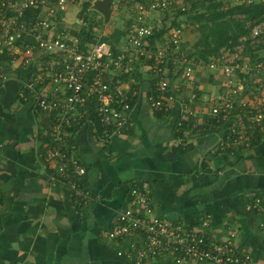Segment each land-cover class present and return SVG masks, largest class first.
Returning a JSON list of instances; mask_svg holds the SVG:
<instances>
[{
	"label": "crops",
	"instance_id": "obj_1",
	"mask_svg": "<svg viewBox=\"0 0 264 264\" xmlns=\"http://www.w3.org/2000/svg\"><path fill=\"white\" fill-rule=\"evenodd\" d=\"M152 75L145 66L137 81L124 79L132 98L127 129L105 135L92 101L86 120L68 129L73 155L87 168L82 182L92 197L82 205L59 176L57 160L46 158L48 138L36 140L53 114L34 112L32 98L18 97L16 78L0 86V264H177L171 254L141 261L128 255L131 242L141 245L140 234L108 235L137 185L149 189L156 214L191 225L209 216L211 238L235 230L237 248L264 264V135L225 150L229 121L209 119L210 91H220L211 79L218 76L193 83L200 91L194 114L177 100L160 115L151 105ZM180 90L183 98L190 88Z\"/></svg>",
	"mask_w": 264,
	"mask_h": 264
},
{
	"label": "built area",
	"instance_id": "obj_2",
	"mask_svg": "<svg viewBox=\"0 0 264 264\" xmlns=\"http://www.w3.org/2000/svg\"><path fill=\"white\" fill-rule=\"evenodd\" d=\"M75 1L0 0V53L8 54L12 67L8 69V64L0 62V86L18 77L16 68H29L22 82L32 94V110L53 114L50 128L40 129L36 140L39 142L43 136L48 138L46 158L57 160L59 176H64L70 195L82 205L92 197L82 182L87 168L73 155L74 148L68 144L67 135L70 127L86 120L85 108L91 101L96 103L95 115L105 135L127 129L132 98L125 92L124 79L127 78H122L121 74H129L133 81L134 65L141 55L154 57L150 67L157 74L155 84L162 92L159 99L150 94L154 109L168 110L180 100L186 110L194 114L190 105L197 97L193 93L184 101L172 93L166 94L169 69L160 64L170 58L178 61L174 52L180 46L182 28L170 27L162 39L156 41L153 50L149 36L155 29L159 30V26L146 21L154 10L185 11L190 7L189 0H150L149 3L138 0L127 39L117 52L110 42L82 40L76 32L61 25L65 20L64 12ZM222 2L225 5L251 4L255 0ZM32 9H39L38 14L27 18V12ZM81 20L84 22L80 21L81 26L87 24L84 17ZM250 25L252 42L264 44V19H253ZM229 52H223L208 63L210 70L222 73L221 91L210 100V112L221 113L223 120L230 123L231 131L221 143L222 148L250 145L257 128L264 131V54L249 58L241 51ZM192 68V63L188 64L186 73L190 74ZM246 84H250L249 87ZM131 192V204L119 210L108 235L114 239L142 235L141 245L131 242L126 250L128 255L135 254L138 261L148 256L171 254L177 264L203 261L254 264L248 252L237 248L235 230L221 240L213 239L207 231L209 216L198 225L173 222L154 212L148 188L137 185Z\"/></svg>",
	"mask_w": 264,
	"mask_h": 264
},
{
	"label": "trees",
	"instance_id": "obj_3",
	"mask_svg": "<svg viewBox=\"0 0 264 264\" xmlns=\"http://www.w3.org/2000/svg\"><path fill=\"white\" fill-rule=\"evenodd\" d=\"M190 7L185 11L175 12L174 19L172 21V26L181 27L183 33H185L184 26L181 23V20L178 18L179 14H184L190 12L189 19L192 21L195 31L192 32L191 39L184 40L183 36L180 41L179 48L174 52L177 57H181L183 52L186 55V61L183 62L181 67L175 72L174 67H176V63L173 58H170L166 61H163L160 65L169 69L167 74V78L169 79V85L167 87L166 94H174L179 97L178 90L185 88L188 85V74L186 73V66L190 62L192 65L199 66V63H209L213 59L221 56L222 51L221 48H229L231 50L235 49V46L239 43H245V50H243L244 55H248L251 58L260 57L264 54V44H262V52L256 51L257 46L250 44L248 39H250V31L251 25L247 23L248 20L264 19V0H255V2L251 4H228L225 5L222 0H189ZM223 3V4H222ZM91 0H87L84 2L83 7L80 10V16L84 17L87 21L86 25L80 27V29H73L82 40L88 42H96L97 40H104L110 42L112 44L113 49L117 52L122 48V44L120 42L121 36L125 31H121L118 28L113 30L109 34H104L100 37L96 34V28L100 24H104V17L100 20L94 19L93 15H91L90 10L93 8L90 7ZM98 11L97 9H93ZM166 13L169 12L165 10ZM39 9H32L27 12V18L36 17ZM62 14V13H61ZM241 14L242 18H241ZM169 26L160 27L159 30L155 29L154 33L149 36L150 44L155 50L156 41L161 40L165 33L168 32ZM128 34V32H127ZM184 35V34H183ZM249 36V37H248ZM124 37V35H123ZM245 37L243 40L242 38ZM191 40V42H190ZM186 41V42H185ZM191 43V44H190ZM190 45V46H189ZM252 45V47H251ZM250 49H249V48ZM247 48V49H246ZM0 62L4 65L8 64V69H12L11 67V58L7 53H0ZM154 63V57H147L145 55H141L140 59L135 63L133 76L137 81V77L140 76L141 71L146 66L147 69L153 74L150 77V84L152 85V92L154 99H159L162 95V92L158 90L155 80H156V72L152 70L150 67ZM150 67V68H149ZM196 67V66H195ZM18 71V77L16 78L17 83L19 84L18 97H22L23 100L31 99L32 94L25 88L22 80L26 77L29 68L26 67H18L16 68ZM213 74V73H211ZM209 74V75H211ZM122 78H129V74L122 73ZM176 78L178 80H176ZM220 82V79L218 80ZM193 82V81H192ZM194 83V82H193ZM195 85V84H194ZM131 86V85H130ZM129 86V87H130ZM181 87V88H180ZM193 93H195V97L200 96V91L198 88L194 86ZM133 89L130 88L129 91ZM181 91V90H180ZM180 93V92H179ZM188 93V92H187ZM191 91L183 97L184 101H188L189 98L193 94ZM25 95L26 97L22 96ZM160 115H168L170 109H155ZM96 119V115L94 116ZM209 119L214 124L221 123L223 120V115L216 114L210 112ZM185 127V125L183 126ZM264 135V131L257 128V132L253 138H251L250 145L256 143L261 137ZM242 145V144H239ZM236 147V146H235ZM225 150H229L230 152L234 150L231 148H225Z\"/></svg>",
	"mask_w": 264,
	"mask_h": 264
},
{
	"label": "rangeland",
	"instance_id": "obj_4",
	"mask_svg": "<svg viewBox=\"0 0 264 264\" xmlns=\"http://www.w3.org/2000/svg\"><path fill=\"white\" fill-rule=\"evenodd\" d=\"M85 1H87V0H76L74 3L70 4V7L68 8V10L66 12H64V14H63L64 17H65V20H63L61 22V25H63V27H67L70 30L80 28V26L82 25L80 23V21H82L81 20L82 17L80 16V10L83 7V4H84ZM137 1L138 0H132V1L115 0V2L113 3V11L111 13L109 21L105 22V20H104L105 23L104 24H100L96 28V34L98 35V37H100V36H102L104 34L105 35L109 34L113 30H116V28H118L121 31H125L123 33L124 37L122 35L121 39H120V42L123 45L125 43L126 39H127V32H129V28H130V26H131V24L133 22V14L135 13V6L137 4ZM143 1L145 3H149L150 0H143ZM92 5H93V0H91L90 7L95 9ZM227 5H228V3H227ZM93 9L90 10V12H91V15H93L94 19L100 20L102 17H104L103 14L100 11H95ZM189 15H190V12H187V13H184V14H179V16H178V18L181 20V23H182V25L184 26V29H185V33H183L184 34L183 35V39L184 40L191 39L190 37L192 36V32L195 31L193 23H191L192 21L189 19ZM239 15H241V14H239ZM174 16H175V14L170 12V11L166 13V11H163V10H154V11H151L147 15L146 21H147V23H150V22L153 23L154 22V24L159 26V28L163 27V26L172 27V21L174 19ZM241 18H242V15H241ZM252 20H248L247 23L250 24V22ZM242 39L244 40L245 37H243ZM248 41H249L250 44H253L254 46L258 47V48H256V51H261L262 52V50H263L262 49V44H256V43L252 42V39H248ZM190 42H191V40H190ZM245 47H246L245 43L242 42V43H239L238 45H236L234 50L222 47L221 51H222V53L228 51V53L230 54L229 51L233 52V51L236 50L238 52L241 51V54L244 55L243 50H245ZM251 47H252V45H251ZM184 53H186V52H183L181 54V57H179V58L177 57L178 61L175 62L177 66L174 67L175 68L174 69L175 72L181 67L183 62L186 61V55H184ZM249 58H250V56H249ZM191 63L192 62L189 61L188 64H191ZM199 64H200L199 66H197V65H195L196 67L193 66L191 73L188 74V78L190 79L188 81V85H189L190 90H188V91H191L193 93V90L195 89L194 88L195 85L193 84V82H196L201 77L205 78L206 76H209V74H211V73H213L214 76H218V80L220 79V82L217 80V77H215L216 79H214V78L211 79L214 83H216V84L218 83V85L220 86L219 87V90H220V88H221V86L223 84L222 81H221L222 80V78H221L222 73H220L221 70H219L220 72H218V71L215 72V71L209 69L207 63L206 64L205 63L204 64L203 63H199ZM249 77L251 79H253L252 76L249 75ZM176 80H178V79L176 78ZM249 85L250 84H246V87H249ZM229 88H231V87L229 86ZM214 93H215V91L212 92V90H211L209 96L211 97V94H213V96H217ZM197 98H199V97H197ZM211 98H209V99H211ZM192 104L190 105V109L195 111L193 106H192Z\"/></svg>",
	"mask_w": 264,
	"mask_h": 264
},
{
	"label": "water",
	"instance_id": "obj_5",
	"mask_svg": "<svg viewBox=\"0 0 264 264\" xmlns=\"http://www.w3.org/2000/svg\"><path fill=\"white\" fill-rule=\"evenodd\" d=\"M112 2L113 0H94L93 1L92 6L103 14L105 22L109 21L111 13L113 11Z\"/></svg>",
	"mask_w": 264,
	"mask_h": 264
}]
</instances>
